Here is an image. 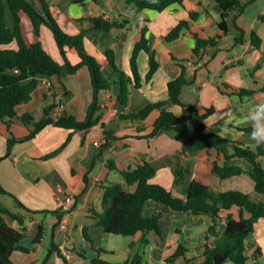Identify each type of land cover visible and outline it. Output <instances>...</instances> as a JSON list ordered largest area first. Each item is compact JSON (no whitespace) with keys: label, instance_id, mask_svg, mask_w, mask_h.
<instances>
[{"label":"crops","instance_id":"0c3cea01","mask_svg":"<svg viewBox=\"0 0 264 264\" xmlns=\"http://www.w3.org/2000/svg\"><path fill=\"white\" fill-rule=\"evenodd\" d=\"M29 1L43 12L36 0ZM241 1L250 3L236 19V25L244 31V40L238 42L240 32L232 20L229 21V32L222 34L219 27L222 12L214 0H185L183 4H173L162 12L147 9L139 14L127 10V0H50L53 16L67 33L75 35L87 30L86 50L102 64L106 77L112 73L107 58L109 50L114 52L116 66L131 74L132 55L144 26L149 29V45L160 67L152 80L146 82L149 57L142 52L138 59L142 86H130L129 101L125 107L118 101L119 84L102 92L101 120L89 131L47 125L33 139L15 141L11 150L8 149L10 139L24 138L30 134V127L21 117L30 115L33 122H39L45 117L46 107H53L50 116L55 119L61 114L76 116L79 121L86 119L94 101L92 76L86 66L69 78H48L51 85L44 82L45 78H40L33 99L17 107L18 116L12 124L0 122V184L10 193H0V203L24 219L27 227L20 242L26 251L12 254L14 264H96V259L109 264H124L128 260V264H168L166 260L180 242L186 245L189 252L175 264H203V251L213 244L216 234L225 229L228 214L240 218L239 208L223 211L215 221L209 216L175 212L160 203L149 201L143 214L146 217L161 214L163 237L154 231L147 235L137 233L132 236L131 243H127L130 246L128 251L123 252L117 247L119 240L108 236L94 212L103 211L105 187L115 183L126 186L120 170L136 168L143 161L151 162L158 170L152 182L167 187L177 196H185L184 191L194 178L203 179L214 190L223 192V179L214 173L216 162L225 163L222 154L185 145L165 132L149 139L135 138L136 135H146L152 131V124L160 114L157 110L146 120L142 133H138L137 126L131 121L120 117L138 112L151 103L168 100V83L177 78L183 68L189 84L182 90L180 100L193 105L202 114L214 108L207 119L208 131L235 141L242 147L257 146L256 141L251 139L252 121L247 117L256 105L264 104V47L258 49L251 41L254 32L264 41V0ZM192 14H195V18H192ZM124 16L131 18L126 28H114L108 32L93 29L94 18L114 20ZM26 21L30 38L34 40L32 24L28 18ZM181 21H188L189 28L182 32L179 39L166 41L165 36ZM195 35L203 39L217 37L218 44L203 49L202 57L196 56ZM43 44L57 61H63L59 48H53L50 43V49L45 41ZM58 50L59 57L55 55ZM68 57L73 65L79 63L76 51H68ZM239 89L253 91V94L240 96L236 93ZM166 108L178 116L189 112L188 108L171 103ZM102 123L106 129H115L117 135L124 138L123 142H130V145L106 144ZM70 136L63 150L49 157ZM111 160L117 168H114ZM260 161L264 164V157ZM227 163L240 165L247 171L252 169L250 163L240 158H233ZM176 171L184 172L179 184H175ZM240 177H244L251 188L244 192L249 193L255 201L264 203V193L256 192L254 181L248 173L228 179ZM243 181L239 179L236 184L239 189L232 190L243 191L240 189ZM129 189L134 191L135 187ZM62 194L75 198L66 236H60L57 231L61 217L57 197ZM244 215L249 216L248 213ZM4 218L10 226L19 228V222L13 217L5 214ZM84 229L92 238L91 243L85 238ZM80 235L85 243L79 239ZM248 244L246 253L249 259L245 264L255 263L256 251L260 252L257 262L264 264V219L256 223ZM65 250L72 253L71 258L65 256ZM133 259L136 262L133 263ZM225 264L234 263L228 261Z\"/></svg>","mask_w":264,"mask_h":264},{"label":"trees","instance_id":"16d2710c","mask_svg":"<svg viewBox=\"0 0 264 264\" xmlns=\"http://www.w3.org/2000/svg\"><path fill=\"white\" fill-rule=\"evenodd\" d=\"M43 12L39 11L29 0H0V122L12 124L13 119L18 116L17 107L30 102L39 86L40 78H60L73 75L78 69L86 66L92 76L94 89V101L88 110L84 121H79L76 116L61 114L58 118L50 116L52 106L45 108V117L39 122H33L30 115L21 117L30 127V134L24 138H12L9 141L8 149L15 141L31 140L47 125H55L76 131H89L101 120L99 111L100 94L109 91L114 85H120L119 104L125 107L130 96V86L137 88L142 86L143 78L139 71L138 59L142 52L148 54L149 71L145 77L146 82L152 80L159 70V63L149 45L147 26L141 30V37L135 45L131 59V74L120 70L115 64L114 52L109 50L107 58L112 68V73L106 77L103 73L102 64L96 57L88 53L85 47L86 29L78 34L67 33L59 24L51 12L50 0H36ZM185 0H127V10L134 14H139L143 10H154L162 12L173 4H183ZM221 8V21L219 27L222 34L229 32V21L236 25L237 17L247 8L248 2L241 0H214ZM11 17V24L7 20V13ZM264 15L262 16V18ZM26 18L32 24L34 40L30 38V31ZM195 18V14H192ZM93 29L101 31H111L114 28H126L131 23L129 16L122 19L108 20L102 17L93 19ZM51 29L56 44L60 50L63 61H57L45 48L42 41V27ZM189 28L188 21L179 22L166 36L168 42L180 38L182 32ZM240 36L237 41L244 40V31L236 25ZM196 36V35H195ZM197 37V36H196ZM221 37V35H219ZM251 41L254 47L260 49L264 47L263 39L253 33ZM218 44V38L212 37L203 39L197 37V46L194 49L196 56L202 57V50L208 46ZM76 51L79 63L73 65L68 57V51ZM189 84L186 70L183 68L181 74L169 81V97L166 101H159L149 104L142 110L128 115L122 114L123 120H129L137 126L138 133L145 131V122L155 110L159 111V116L152 124V131L146 135H136L135 138H153L159 133L165 132L181 141L185 145H193L198 149H211L224 156L225 163L222 165L216 162L214 173L220 179H228L248 173L254 181L255 190L264 193V164L260 161L264 157V143H260L255 148L242 147L239 143L222 137L221 135L209 132L207 119L214 112V108H209L206 113H199L191 104H185L180 100L182 90ZM226 87H233L228 86ZM240 96H248L253 91L246 89L236 90ZM168 103L180 105L188 108L189 112L178 116L166 108ZM33 125V128L31 127ZM103 128L105 125L102 123ZM106 144H120L124 147L130 142H123L124 138L119 137L115 129H104ZM68 141L49 155H58L67 145ZM233 158L244 159L251 164L252 169L246 170L240 165L227 163ZM112 161V160H111ZM114 168L117 165L112 161ZM126 186L122 184H112L105 187L103 198V211L95 210L94 215L98 218V223L107 233L132 237L142 232L147 235L154 231L158 236L163 237L160 226L161 214L146 217L144 216L145 205L149 201L160 203L172 211L191 213L193 215L209 216L215 221L221 216L223 211H230L233 208L241 210L239 219L228 214V221L225 229L216 234V239L211 246H207L203 251L205 260L203 264H225L230 261L234 264H245L249 257L246 251L249 248L248 239L254 232L255 225L260 219H264V203L255 201L249 193L241 190H229L219 192L203 180L194 178L187 185L184 197L177 196L167 187L153 183L152 179L157 175V168L149 161H143L136 168L121 169ZM183 171L175 172V184H179ZM129 187H135L132 191ZM0 193L9 195L0 184ZM244 213H248L246 217ZM10 215L19 222V228H13L5 220L4 215ZM27 227L24 219L3 207L0 203V264H14L12 254L15 251H26L20 242L24 238ZM84 236L89 243L92 238L84 229ZM146 238V237H145ZM147 241V238H146ZM189 249L183 242H180L175 252L166 260L168 264H175L181 257H186ZM259 251H256L257 262ZM129 261V260H128ZM128 261L124 264H128ZM136 259H133V263ZM96 264H109L101 259L95 260Z\"/></svg>","mask_w":264,"mask_h":264},{"label":"rangeland","instance_id":"374dc122","mask_svg":"<svg viewBox=\"0 0 264 264\" xmlns=\"http://www.w3.org/2000/svg\"><path fill=\"white\" fill-rule=\"evenodd\" d=\"M8 15H9V13H8ZM9 20H10V16H9ZM42 40L45 41V43L47 44L48 48L51 49L50 43L53 45V48L54 47L58 48V46L56 44V41L54 39V35H53L51 29L49 27H47V26H44L43 27V30H42ZM58 54H59V50L57 51V54H55V55H57V57H59ZM60 60H62L61 57H60ZM36 114H37V112L34 113V115H36ZM243 178L244 177H242V178L240 177L238 179L233 178V179H228V180H222L221 187L224 189L223 191H229V190H232V189H239L236 186V184H237V182H238L239 179L240 180H244V181L242 183L243 186H241V187L238 186V187H240V189H242L243 191L250 190L251 188H250V186L247 183L248 181H245V179H243ZM252 183H253V181L251 180V184ZM108 236H110L112 238H115L116 240H119V243L117 245L119 251H121V252H123V250H127L128 251V248H130V246L127 243H129V242L131 243V240H132L131 238L132 237H125V236L115 235V234H111V233H108ZM79 237H80L79 239L82 240L83 243H85V240H84L83 236L80 235ZM125 244H127L128 246H126ZM119 254H121V253H119ZM112 259H115V258L112 257Z\"/></svg>","mask_w":264,"mask_h":264},{"label":"built area","instance_id":"2783aa9c","mask_svg":"<svg viewBox=\"0 0 264 264\" xmlns=\"http://www.w3.org/2000/svg\"><path fill=\"white\" fill-rule=\"evenodd\" d=\"M44 82L48 85H51V82L48 78H45ZM57 200L60 204L61 212V217L57 225V231L60 236H66L69 228L70 214L72 213L75 204V198L73 195L62 194L57 197ZM64 254L67 258L72 257V253L67 250H65Z\"/></svg>","mask_w":264,"mask_h":264},{"label":"clouds","instance_id":"9594fccd","mask_svg":"<svg viewBox=\"0 0 264 264\" xmlns=\"http://www.w3.org/2000/svg\"><path fill=\"white\" fill-rule=\"evenodd\" d=\"M247 119H250L253 125L251 139L255 140L257 145L264 143V104L256 105Z\"/></svg>","mask_w":264,"mask_h":264}]
</instances>
